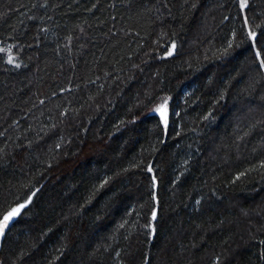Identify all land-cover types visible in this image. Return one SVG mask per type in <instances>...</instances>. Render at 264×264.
I'll return each instance as SVG.
<instances>
[{"label":"trees","instance_id":"16d2710c","mask_svg":"<svg viewBox=\"0 0 264 264\" xmlns=\"http://www.w3.org/2000/svg\"><path fill=\"white\" fill-rule=\"evenodd\" d=\"M247 2L0 0V264H264Z\"/></svg>","mask_w":264,"mask_h":264},{"label":"snow or ice","instance_id":"6c2138e0","mask_svg":"<svg viewBox=\"0 0 264 264\" xmlns=\"http://www.w3.org/2000/svg\"><path fill=\"white\" fill-rule=\"evenodd\" d=\"M248 7L247 0H240V8L241 10H244ZM244 24L247 27L248 26V20L245 16ZM247 39L251 41L250 48L256 49L254 52L256 60L259 61L260 68L264 69V59H262V56H264V32L258 34L256 31L252 30L251 28H248L247 31ZM231 47V44L229 45ZM172 49H175V44L172 45ZM168 55H173V51H169ZM8 63H12V57L9 56ZM19 67V65H16ZM153 112L159 115L160 122L164 125L165 128L168 126V101L167 99H164L156 108L153 109ZM264 167V165H262ZM151 171V168L148 169ZM153 183H155V179L153 178ZM35 192L31 193L24 202H21L17 204L14 207L8 208L2 215H0V239H3L6 236L7 231L10 229L11 226H14V222L18 217L21 216L22 211L28 207L29 204L32 203V197L35 196ZM155 199V197H153ZM199 203V201H197ZM151 219L153 221L156 220V212H152ZM150 232L149 236L155 234V228L149 224L148 225ZM147 264V262H145ZM217 264H219V260H217Z\"/></svg>","mask_w":264,"mask_h":264},{"label":"water","instance_id":"95a60500","mask_svg":"<svg viewBox=\"0 0 264 264\" xmlns=\"http://www.w3.org/2000/svg\"><path fill=\"white\" fill-rule=\"evenodd\" d=\"M169 51H173V55L169 56L168 53L165 57H172L176 54V45H175V49L173 50L172 47L170 48ZM5 237L3 239H0V246L2 245L3 241H4Z\"/></svg>","mask_w":264,"mask_h":264}]
</instances>
